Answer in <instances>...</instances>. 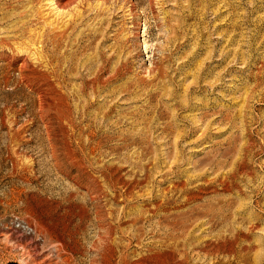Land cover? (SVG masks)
<instances>
[{
	"label": "rangeland",
	"instance_id": "1",
	"mask_svg": "<svg viewBox=\"0 0 264 264\" xmlns=\"http://www.w3.org/2000/svg\"><path fill=\"white\" fill-rule=\"evenodd\" d=\"M20 1L0 20V38L50 34L57 21L45 0ZM82 3L52 61L66 75L77 125L56 120L50 108L44 127L35 94L0 61V264H95L97 209L104 222L124 219L118 229L132 235L128 251L161 239L165 227L145 217L143 198L165 192L172 179L211 184L191 202L168 207L176 226L188 225V234L176 235L193 246L185 264H264V0ZM89 34L96 40L84 47ZM104 58L106 68L120 63L122 70L85 95L78 89L84 65ZM226 174L233 175L224 188ZM141 176L146 181L133 183L127 196L126 186L113 184ZM191 206L197 216L190 220L176 213ZM217 233L233 241L218 254L198 250L197 240Z\"/></svg>",
	"mask_w": 264,
	"mask_h": 264
},
{
	"label": "bare ground",
	"instance_id": "2",
	"mask_svg": "<svg viewBox=\"0 0 264 264\" xmlns=\"http://www.w3.org/2000/svg\"><path fill=\"white\" fill-rule=\"evenodd\" d=\"M83 1H85V0H45L44 6L46 5L50 9L49 12H51L54 15V22L57 21L56 24H54V26L52 25L53 26L52 27L53 30L50 29L51 33L48 34V35H46L44 33V31L43 32H34V33H32V35L34 36V39H28L26 42H24V40L23 41H18L16 38H19V36L16 37L15 35L14 36L12 35L13 38L10 37L12 39L5 38V37L4 38H0V61H2L3 64L6 65V67L15 68L18 71V74H19V77H20V81L23 84V86L28 88L29 90H31L35 94V98L37 100V106H36L37 110L36 111L38 112L39 118L43 121L44 127H48L50 125V123H51L50 122L51 120H49V119H51L50 116H49L50 115L49 114L50 108H52V110H54L53 111L54 112V114H53L54 117L55 118L57 117L61 121V123H63L64 125H67L69 127H73V126L77 125L76 121H75L76 119H74L72 117V114L70 113V110H69V103H68L69 101H68V99H70L69 98L70 94H67L64 91V88H65V85H66V83H65L66 75H65L64 72H62L60 69H58V67L55 64H53L52 61L54 59L53 56L58 51V49H60L62 46H65L64 44H65V38H67L66 37V30L68 28V24H70V22H72L73 19L75 20V17L79 14V8H82L80 6H83L82 5ZM14 3H15L14 0H0V10L2 11L0 13V14H2V17H0V20L4 19L6 13L10 12L11 10H15L18 7ZM97 7H98V4H97ZM93 9H94V7H93ZM28 13H29V11H28ZM47 20H50V19H47ZM52 23H53V21H52ZM58 23H59V26H58ZM50 25L51 24H49V26ZM47 27H48V25H47ZM18 31H19V29H18ZM47 32H48V30H47ZM70 32H71V30H70ZM77 34H79V33H77ZM81 36L78 38L79 42L83 41V38ZM95 38H96V36L94 34L86 35V41H88V43L84 44V47L89 46L90 43H92ZM49 44L52 45V48H48ZM66 45H67V43H66ZM94 47H96V45ZM97 54H98V51H97ZM105 57H106V55H105ZM107 60H105V58H104V60H101V63H95V62L93 63V62H91L90 66H88V67H86L84 65V67L86 69V72L85 73L84 72L80 73V75H79V83H78V89L82 93H85V89L87 87L89 88L91 93H94L96 88L98 86H100V84L104 85L107 82L111 81L116 75H118L117 73H119L118 71L121 69L120 63H119V65L114 63L115 65L112 66L111 68L109 67L110 68L109 69V68H106V64H105V62H107ZM90 61H92V60H90ZM98 61H100V60H98ZM43 66H44L45 69H41ZM108 70L111 71L110 74L106 78L101 79V75L104 72H107ZM86 94L87 93H85V95ZM88 97L89 96L87 95V98ZM91 103H92V100L88 99L86 101V105H89ZM60 106H65L66 110L68 111L67 113L64 114V118H63V116L61 118V115L59 116L60 110L64 109V108H62ZM58 107L61 108V109H59ZM57 118H56V120H57ZM60 121H59V124H60ZM67 126H65V127L67 128ZM240 172H242V170ZM227 173H229V172H227ZM232 175L233 174H231V176ZM234 175H237V173L234 174ZM131 176H132V174H131ZM147 176H141L140 178L138 177V179H134L133 178V181L129 180V181L119 182V180L115 179L113 181V184L115 185V184L119 183L121 185H124V187L126 186V190H124L125 193H123V194H126V196H127V194L128 193L131 194L130 192L132 191V189L128 190L127 188L133 187V183H134V185H137V184L139 185V183L145 182ZM231 176L226 174L223 177L222 184L224 185V188L228 187V184L230 182V181H228V179ZM205 182H206V180H205ZM209 186H211V184L198 185L196 188L187 187L184 180L182 181L181 179H176V180L172 179V182H171L170 186L168 187V189L167 188H165L166 190L164 189L165 192H162L160 194L149 195L150 197L146 198V199H144L146 196L144 198L142 197L143 200L145 201L144 203H147V206L149 205V207H148L149 214L145 215V217H148L149 219L152 218V217H156V221L155 222H156L157 226L160 227V228H162V226H163V228L164 227L165 228L163 230V236H159V237H161V239L151 240V241H147V242L138 241V245H136L130 251H128V250L131 247V244L133 242L132 235L131 236L127 235V234L124 235L122 230L118 229L119 225H121V223H124V219L122 217L117 219V224H114V223H112L110 221L109 222H104V219L102 218L103 216L101 215V213L97 209L96 212H95L96 213V217H97L96 221H97L98 226L102 229V231L99 232L98 237H97L98 241H96V242L98 244L97 245H93V246H95L96 249H98V248L100 249L99 250L100 252H98L100 257H99V259L97 258L98 260L96 259L97 261H95L94 258L92 260H94L95 264L96 263L97 264H101L102 262H103L102 264H105L104 263L105 260L108 261V263L106 261L107 264H185L187 262L188 258H189V255H192V254H190V252L193 251V246L189 245V243L184 241V240H180V239H179L180 241L176 240V235H179L180 233H182L184 231L183 228L187 227L188 225L185 224L186 225L185 226L184 223L181 221L182 222L181 225L179 224L178 226H176L171 221V216L174 213L172 211H170L171 209L169 210L168 207L170 205L179 207V206L184 205V204H186L188 202H191L192 200H194V199H196L198 197V195H199L198 193H202L204 191V189L208 188ZM92 189H94V188H92ZM90 193H92V191H90ZM95 193L99 194L100 193V189H97L95 191ZM146 194H148L147 191H146ZM129 196H130V198L132 197L131 195H129ZM95 197H97V195H95ZM95 197H94V199H95ZM147 197H148V195H147ZM142 206H144V205H142ZM123 208L124 207H122V210H123ZM182 208H184V207H182ZM196 208L197 207H192L191 206V207H189V209H186V210H183V211H178L176 213L178 215H181L182 217H184V219H189L190 220L191 217L193 218V213H195V215H196V212H195ZM132 210H133V208H132ZM232 210H233V208H232ZM205 215H207V214L205 213ZM222 215H224V214H222ZM173 216H172V218H173ZM199 216H200V214H199ZM136 219L137 218H134V219H131V220H128V221L129 222L130 221L131 222L132 221L135 222ZM184 219H183V221H184ZM195 219H196V217H195ZM209 221L211 222V223L210 222L209 223L212 226L215 225V223H217V225H218V223L220 222L219 220H218L219 222H217V220H214V219H213V221H212V219H210ZM129 222H128V224H129ZM190 222H193V221H190ZM170 224H172L171 227H167V226H170ZM191 225H192V223H191ZM215 227H216V225H215ZM150 229H151V227H150ZM185 229H187V228H185ZM153 230L151 229L149 231L151 233L152 237L155 234L157 235V233H158L157 231L154 232ZM188 230H189V228H188ZM115 234H117V235L119 234L118 235V239L119 240H118V242H115L116 244L113 243V236ZM182 234H184V233H182ZM185 234H188V232H186ZM237 234H239V231H238V229L237 230L235 229V235L233 234L234 237L232 236L234 238V240H235V236L237 237ZM94 237L96 238V236H94ZM191 237H192V234H191ZM193 237H194V234H193ZM66 239H67V237H66ZM124 240L126 241L125 243H124ZM231 240H232L231 235H230V238H228L227 236H225L223 234L217 233L212 238H208V239H204L203 238V240H201V241H200V239L197 240V241H199L198 250H200L201 252H203L207 256L209 254H213V255L214 254H218L219 252H222L223 249H225V245L226 244L230 245V244H228V242H230ZM188 241H190V240H188ZM237 241H238V239H237ZM135 242H136V240H135ZM179 243H181V245H179ZM236 243H238V242H236ZM135 244H137V243H135ZM191 244H193V243H191ZM194 244H195V242H194ZM139 245H140V247H138ZM227 247H229V246H227ZM194 249H197V248L195 247ZM97 251L98 250H96V252ZM225 252H227V250ZM223 253H224V251H223ZM190 261H191V259H190Z\"/></svg>",
	"mask_w": 264,
	"mask_h": 264
}]
</instances>
